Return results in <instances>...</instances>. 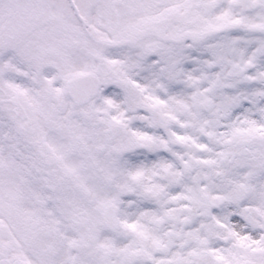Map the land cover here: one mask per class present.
Here are the masks:
<instances>
[{
    "label": "snow or ice",
    "instance_id": "6c2138e0",
    "mask_svg": "<svg viewBox=\"0 0 264 264\" xmlns=\"http://www.w3.org/2000/svg\"><path fill=\"white\" fill-rule=\"evenodd\" d=\"M0 264H264V0H0Z\"/></svg>",
    "mask_w": 264,
    "mask_h": 264
}]
</instances>
